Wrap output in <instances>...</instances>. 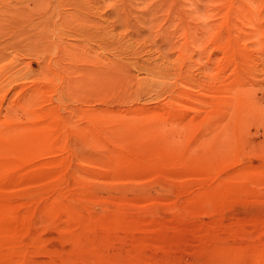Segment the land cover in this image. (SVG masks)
<instances>
[{
    "label": "rangeland",
    "instance_id": "rangeland-1",
    "mask_svg": "<svg viewBox=\"0 0 264 264\" xmlns=\"http://www.w3.org/2000/svg\"><path fill=\"white\" fill-rule=\"evenodd\" d=\"M0 264H264V0H0Z\"/></svg>",
    "mask_w": 264,
    "mask_h": 264
},
{
    "label": "bare ground",
    "instance_id": "bare-ground-1",
    "mask_svg": "<svg viewBox=\"0 0 264 264\" xmlns=\"http://www.w3.org/2000/svg\"><path fill=\"white\" fill-rule=\"evenodd\" d=\"M70 1H71V0H70ZM76 1H77V0H76ZM72 3H73V2H72ZM78 3H79V2H78ZM73 4H74V3H73ZM75 4H76V3H75ZM75 4H74V5H75ZM79 4H80V3H79ZM66 8H67V7H66ZM76 8H77V6L75 7V9H76ZM75 9H74V10H75ZM67 14H68V13H67Z\"/></svg>",
    "mask_w": 264,
    "mask_h": 264
}]
</instances>
